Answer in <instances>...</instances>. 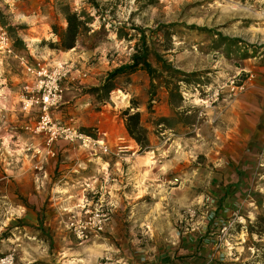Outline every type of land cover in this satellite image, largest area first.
<instances>
[{"label": "rangeland", "instance_id": "obj_1", "mask_svg": "<svg viewBox=\"0 0 264 264\" xmlns=\"http://www.w3.org/2000/svg\"><path fill=\"white\" fill-rule=\"evenodd\" d=\"M95 1L97 8L87 0H0V26L19 51L46 63L70 61L86 73L66 85L68 103L54 110L53 118L93 138L98 128L110 131L105 154L138 161L143 189L160 192L148 193L146 206L157 217L177 210L180 218L168 217L178 234L202 211L207 233L230 258L234 259L233 252L240 258L246 252L252 261L255 258L251 264H264V0ZM65 6L92 19L90 30L78 36L75 47L60 51L45 42L57 39L53 24L65 28ZM142 32L154 68L159 69L156 52L186 74L179 75L186 80L179 83L181 99L175 94L172 104L163 87L151 91L150 78L142 70L114 77L109 95L92 91L111 71L130 62ZM25 80L16 61L0 58V254L15 249L14 264H68L75 257L73 249L91 242L79 244L63 230L61 219L67 218L50 199L52 183L34 187L45 166L62 157L57 152L41 171L33 167L37 157L26 147H42L43 138L23 128L31 121L19 110ZM63 107L68 108L62 111ZM127 108L140 114L149 141L146 149L141 150L126 132L122 112ZM60 175L58 164L48 171L53 180ZM92 188L112 209L104 231L97 234L103 237L114 205L108 182L83 184L89 197ZM27 192L36 195L33 202L24 195ZM29 214H34V224L26 222L31 221ZM50 218L57 225H48ZM130 224L124 221L111 234L116 255L123 244L131 245L130 239L138 244L148 239V228L136 231ZM23 227L30 228L34 240L15 239ZM226 263L248 264L238 257Z\"/></svg>", "mask_w": 264, "mask_h": 264}, {"label": "crops", "instance_id": "obj_2", "mask_svg": "<svg viewBox=\"0 0 264 264\" xmlns=\"http://www.w3.org/2000/svg\"><path fill=\"white\" fill-rule=\"evenodd\" d=\"M68 84L70 82L67 81L65 85ZM71 86H74V83ZM79 100L80 98L74 103ZM65 102L68 103V101H64L63 104ZM66 108L68 107H63L62 111ZM109 135L110 131L107 129L98 128L95 138L107 144L110 138ZM123 135L122 132V137ZM56 149L62 159L60 161L53 160L46 165L43 175L40 174L39 178L35 177L34 187L40 188L42 184L52 183L50 186V199H55L56 205L58 204L56 209L61 216L65 215L68 219L72 214L79 212V206L82 204L84 197L87 196L83 189V184L87 182H90V184L99 182L100 185L108 182V192L114 205V215L105 236L90 238L84 241L91 242L88 246L73 249L72 254L75 257L72 256L71 259H68V264H97L102 257V255L99 256L100 254L117 256V260L125 259L126 264H229L226 261H236L237 257L239 261L251 264L250 253L245 252V257L241 256L240 258L238 256L240 255L239 252H233L234 259L230 258L226 248L218 245L210 237L211 233H207V224L204 223L202 211L195 218L186 221L179 234L170 217H168L169 215L172 216L173 220V215L176 214L178 219L180 213L177 210L170 212L168 216L160 215L157 217L158 214L153 212V208L146 206L144 199L149 198L148 193L153 195L160 192L155 189L149 191L143 189V168L138 165L136 159L117 158L100 150L86 149L79 145L71 146L66 142L59 144ZM57 164L61 170V175L53 180L48 176V171ZM46 189L47 186L44 190ZM24 195L29 202H33L36 197L35 194L29 192ZM17 211L21 213L22 210L18 209ZM45 213L48 214L49 212L46 211ZM29 216L31 221L26 220V222H33L34 224L36 222L34 214H29ZM66 221L62 217L63 230L73 240L79 242L71 232L66 230ZM124 221L131 223V228L136 231H139L140 227L143 231H145L143 227L148 228L149 236L146 241L139 244L135 242V239H130L131 245L123 244L121 247L122 252L119 249L120 254L116 255L119 251L112 246L109 240L113 237L111 236L113 232H118L121 229ZM50 223L56 224V220L51 221L50 218L47 224L50 225ZM23 228L24 232L16 233L15 239L22 238L23 240L25 236L27 239L34 240L35 235L31 233L30 228ZM81 243L79 242V244ZM134 249L136 250L134 251ZM253 259L252 262H255V258ZM63 264H66V261Z\"/></svg>", "mask_w": 264, "mask_h": 264}, {"label": "built area", "instance_id": "obj_3", "mask_svg": "<svg viewBox=\"0 0 264 264\" xmlns=\"http://www.w3.org/2000/svg\"><path fill=\"white\" fill-rule=\"evenodd\" d=\"M25 48L29 51L28 44ZM31 52L22 53L16 48L15 40L0 26V58H11L26 76L19 96V110L31 121L23 125L25 131L43 138L42 147L28 146L33 157H37L34 168L41 171L48 160L56 157V144L66 141L86 149L108 152L107 145L100 139L81 132L69 124L55 120L53 111L64 101L65 83L86 77L76 64L58 61L53 64L32 59ZM31 57V58H30ZM92 188L79 206V212L72 214L66 221V229L80 242L104 231L111 216V206L103 202V194ZM96 198V200L94 199ZM94 199V200H93ZM15 249L0 254V264H14ZM97 264H125L122 260L103 256Z\"/></svg>", "mask_w": 264, "mask_h": 264}, {"label": "trees", "instance_id": "obj_4", "mask_svg": "<svg viewBox=\"0 0 264 264\" xmlns=\"http://www.w3.org/2000/svg\"><path fill=\"white\" fill-rule=\"evenodd\" d=\"M87 2L96 8L98 7V3L95 0H87ZM62 14L66 22L65 28L53 24L51 29L57 39L45 43L53 49L68 51L75 47L80 34L90 30L88 23L92 18L84 12L72 11L69 6L63 8ZM199 29L205 30V28ZM145 40V34L142 32L139 36V42L135 46V52L131 55L130 62L111 71L105 81L100 86L93 88L92 91L95 93L104 91L105 94L109 95L110 91L114 88L112 84L114 77L142 70L150 78L151 91H155V88L158 86L163 87L167 91L170 104H172V98L175 94L181 99L179 83H183L186 80L181 79L179 75L186 74L173 68L170 62L161 58L156 52H154V57L159 65V69L154 68L149 61L150 52ZM236 40L233 39V41ZM122 115L128 136L136 142L141 150L146 149L149 146V141L146 130L140 123L139 112H130V108H127L122 112Z\"/></svg>", "mask_w": 264, "mask_h": 264}]
</instances>
